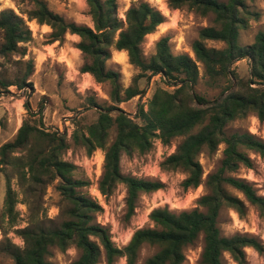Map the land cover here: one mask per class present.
<instances>
[{
    "label": "trees",
    "instance_id": "trees-1",
    "mask_svg": "<svg viewBox=\"0 0 264 264\" xmlns=\"http://www.w3.org/2000/svg\"><path fill=\"white\" fill-rule=\"evenodd\" d=\"M19 1L30 7H19L20 14L13 9L0 11V58L10 61L14 56L21 57L16 61L23 62L25 69L12 79L0 76L2 87H33L29 79L34 73V59L24 58L25 44L33 40L27 21L35 20L51 27L48 43L63 42L68 33L80 36L77 47L85 59L81 72L90 73L97 83L110 85L111 103L101 105L90 98L88 103L98 115L91 123L76 122L72 142L67 132L45 127L42 118L34 119L27 104L28 117L14 138L0 146V171L7 182L0 210V257L9 259V264H54L53 248L66 251L75 246L79 256L71 264H99L103 257L107 264H114L119 257H125L126 264H138L141 251L149 247L155 251L142 264H184L186 248L201 235L200 264H227L225 253L237 264H246L247 248L264 254V243L259 238L246 233L224 235L218 224L224 207L244 217L251 204L264 217V196L253 183L235 175L243 166L253 167L248 151L264 154V141L249 131L227 130L231 122L249 114L264 120V30L256 34L251 44L242 45L239 41L240 30L249 28L250 21L260 17L251 7L255 0H168L172 9L186 7L203 17H212V24L201 28L192 43L194 57L173 53L168 36L156 42L153 55H145L146 36L165 22L164 14L147 0L133 1L125 19L119 17L118 0H86L93 26L67 20L53 11L46 0ZM211 41L223 46H210ZM113 50L126 51L129 63L138 71L127 87L121 83V72L108 66ZM244 58L250 60L248 79L241 78L233 66ZM201 68L206 85L221 89L213 100L194 89ZM153 75H160L163 83L173 88L158 85L147 107L141 105L132 116L120 104L141 95L140 80ZM113 128L116 135L109 144ZM155 138L164 144L181 138L161 167L183 171L186 177L181 185L185 191L204 184L207 192L190 210L175 211L167 205L154 208L149 214L151 224L137 228L128 243L119 247L109 229L97 222V215L104 208L85 190L89 182L75 176L77 166L64 154L72 144L83 147L89 156L102 149L104 170L98 189L109 197L124 184L126 215L130 219L139 197L163 189L165 183L123 173L121 157L123 153L131 156L149 152ZM222 144L219 167L204 179L201 154H214ZM13 178L20 188L21 202L28 207L23 227L19 224V192L12 187ZM52 184L59 195L60 215L56 219L47 217L43 202V195ZM227 186L240 191L244 198ZM11 231L22 238V246L9 237Z\"/></svg>",
    "mask_w": 264,
    "mask_h": 264
},
{
    "label": "rangeland",
    "instance_id": "rangeland-1",
    "mask_svg": "<svg viewBox=\"0 0 264 264\" xmlns=\"http://www.w3.org/2000/svg\"><path fill=\"white\" fill-rule=\"evenodd\" d=\"M49 7L64 16L67 20L80 24L93 26L92 16L89 14V6L86 0H46ZM136 0H118L119 17L125 19V13ZM165 16V22L157 27L154 33L146 36L143 43L144 53L150 57L156 52V42L165 36L170 37V45L175 54H188L194 57L192 50L193 41L198 38L201 28L212 24V17H203L186 7L172 9L168 5V0H147ZM227 1V0H220ZM19 7L28 9L30 6L21 3L19 0H0V11L3 9H13L20 14ZM253 10L259 13V19H252L247 29L240 30L239 41L242 45L254 42L256 34L264 30V0H255L251 3ZM27 20V16L23 15ZM32 30L33 40L27 44V55L25 60L33 57L34 73L29 81L33 87L26 86L18 89L15 85L4 89L0 84V146L14 138L23 119L28 117L27 104L34 114L33 118H42L45 127L59 129L62 133L67 132V138L71 140V134L76 127L77 121L85 123L93 122L98 113L95 107L89 105V99H95L101 105H109L110 85L108 83H97L90 73L81 72V67L85 63L84 54L77 47L81 38L68 33L63 42L56 41L48 43L51 28L49 25H39L35 20L27 21ZM49 27V28H48ZM2 35L0 32V42ZM210 46L222 47L219 42H209ZM71 47L73 49L62 52V48ZM62 54V55H61ZM113 57L108 61V66L121 72V83L127 87L132 83L137 74L136 68L129 63L128 56L124 62L120 59L121 51L113 50ZM21 57L14 56L11 60L0 58L3 63L0 66V76L6 79L14 78L19 71L25 69L23 62H17ZM239 76L248 79L250 76V60L240 59L233 65ZM28 81V82H29ZM140 87L143 93L120 104V107L135 116L141 105L147 107L149 98L155 88L160 85L172 89L163 83L160 75H153L140 80ZM194 89L209 100L215 99L220 88H211L206 85L203 77V70L200 69V78ZM227 130L249 131L255 136L264 139V120H260L256 115L249 114L243 119L231 122ZM116 130L113 128L109 137V144L114 140ZM181 138H176L171 144H164L155 138L153 147L145 154L134 153L121 157V170L127 175L142 177L150 180H158L165 183L163 189L151 193L142 194L138 201L135 213L129 219L126 210V186L120 184L114 193L105 197L98 189L99 180L104 170L105 153L102 149H97L91 156L87 155L81 146L72 144L65 152L64 157L73 162L77 169L75 176L89 182L85 188L90 195L96 199L104 208L103 212L97 215V222L107 227L112 240L119 247H123L130 240L133 232L140 227L150 225L149 214L159 206H169L171 210H190L197 206V200L207 191L204 184L196 189L185 191L181 185L186 174L181 170H164L161 167L162 161L176 150ZM224 145H220L214 154L203 153L200 162L204 168L203 178L216 170L223 157ZM252 161L253 170L258 167V154L248 151ZM251 168L241 167L235 175L248 179L254 184V180L259 179L260 173H252ZM12 187L19 192V203L17 209L20 212V226L26 225L28 207L22 203V194L15 178L11 181ZM55 184L48 187L43 195L44 210L48 218L56 219L60 215L59 195L55 190ZM227 188L242 198L244 195L232 188ZM7 189V182L4 172L0 171V210L2 209ZM258 193H264L262 188H256ZM219 227L222 234L230 236L235 233H246L259 238L264 243V217L259 210L248 204L246 216L241 217L234 209L224 207L219 216ZM9 237L17 245L22 246L23 240L15 232L11 231ZM3 233L0 229V239ZM203 247V236L188 246L185 250L186 261L184 264H200V256ZM51 260L54 264H71L79 256V250L75 246H70L66 251L53 248ZM155 250L149 247L141 251L138 264H142L146 257ZM246 264H264V254L253 248H247ZM227 264H237L228 253L224 254ZM10 260L0 257V264H9ZM99 264H107L104 257ZM114 264H126L125 257H119Z\"/></svg>",
    "mask_w": 264,
    "mask_h": 264
},
{
    "label": "built area",
    "instance_id": "built-area-1",
    "mask_svg": "<svg viewBox=\"0 0 264 264\" xmlns=\"http://www.w3.org/2000/svg\"><path fill=\"white\" fill-rule=\"evenodd\" d=\"M253 134V133H252ZM263 141H264V139L263 138H261ZM160 142H161V140L160 139H158ZM154 141H155V139H154ZM154 143V142H153ZM256 154H258V167L256 168V170H253L252 168H251V172L252 173H260V175L261 176H259V179L258 178H256V179H252V180H254V186L256 187V188H258V187H260V188H262L263 187V185H264V154H262V153H259V152H256ZM246 180H248V179H246ZM249 181V180H248ZM251 182V181H250ZM260 195H262V196H264V193H259Z\"/></svg>",
    "mask_w": 264,
    "mask_h": 264
},
{
    "label": "bare ground",
    "instance_id": "bare-ground-1",
    "mask_svg": "<svg viewBox=\"0 0 264 264\" xmlns=\"http://www.w3.org/2000/svg\"><path fill=\"white\" fill-rule=\"evenodd\" d=\"M121 54L120 59L125 62L127 60V52L121 51Z\"/></svg>",
    "mask_w": 264,
    "mask_h": 264
},
{
    "label": "crops",
    "instance_id": "crops-1",
    "mask_svg": "<svg viewBox=\"0 0 264 264\" xmlns=\"http://www.w3.org/2000/svg\"><path fill=\"white\" fill-rule=\"evenodd\" d=\"M44 25H46V24H44ZM44 25H42V26H44ZM49 28V27H48ZM51 28V27H50ZM51 30V29H50ZM74 36H76L77 38H80V36L79 35H77V34H73ZM70 50V49H73V48H71V47H67V48H62V52L61 53H63V52H65L66 50ZM62 55V54H61ZM88 74V73H87ZM20 127V126H19Z\"/></svg>",
    "mask_w": 264,
    "mask_h": 264
}]
</instances>
